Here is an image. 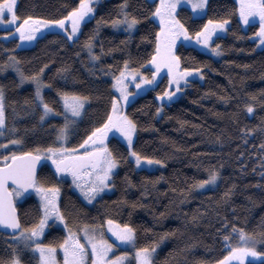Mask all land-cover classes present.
<instances>
[{
  "label": "trees",
  "instance_id": "trees-1",
  "mask_svg": "<svg viewBox=\"0 0 264 264\" xmlns=\"http://www.w3.org/2000/svg\"><path fill=\"white\" fill-rule=\"evenodd\" d=\"M127 2L130 16L138 19L132 33L115 31L110 23L123 16V0H96L94 13L82 23L78 39L69 40L53 31L39 36L34 45L20 48L16 37L4 34L12 29L0 28V86L5 109L0 145H7L0 148V155L34 151L37 146L57 147L64 123L56 113L40 119L43 110L33 87L21 86L7 69L10 57H16L25 76L47 65L43 79L51 87H45L43 95L57 113L63 110L58 89L89 97L71 133L70 146L82 142L106 119L114 96L110 77L119 74L125 60L133 70L150 76L149 64L159 31L152 15L157 3ZM78 4L79 0H18L20 15L47 19H59ZM177 12L193 34L209 19H228L229 26L214 38L213 46L220 45L218 58L190 45H177L181 68H199L202 80H187L178 96L159 102L158 94L168 88L164 75L125 108L137 125L135 150L164 163L155 170L136 168L124 143L111 136L108 145L119 161L113 187L92 204L46 163L40 165L38 179L46 187L60 188L61 209L74 229L85 224L103 226L108 218L131 224L136 229V248L155 247L153 264H214L230 250L224 241L226 235L231 246H240L234 226L244 229L255 239L257 251L264 252V48L258 49L251 39L258 25L242 28L235 0H208L207 14L199 19H194L185 6ZM89 37L99 60L92 59L88 52ZM61 68L67 71L59 72ZM247 104L254 106L252 113L247 111ZM16 139L22 143H8ZM213 170L219 173L215 183L194 187ZM16 201L21 224L30 228L38 223V199L28 194ZM12 235L14 232H0V262L19 253L22 264H36L37 257L12 242ZM64 237L62 228L51 226L42 243H60ZM245 264H264V260Z\"/></svg>",
  "mask_w": 264,
  "mask_h": 264
},
{
  "label": "snow or ice",
  "instance_id": "snow-or-ice-1",
  "mask_svg": "<svg viewBox=\"0 0 264 264\" xmlns=\"http://www.w3.org/2000/svg\"><path fill=\"white\" fill-rule=\"evenodd\" d=\"M94 0H79L77 7H73L66 15L59 19H47L36 15H20L18 0H0V23L12 28L11 32H5V36L18 37L20 42L33 41L37 38L38 33L43 29L56 28L62 29L67 38L78 39V33L81 31L80 25L86 17L94 13ZM156 3V0H152ZM190 5L193 12V18L199 19L206 15L208 0H159L156 4L153 17L159 19V32L155 36V51L151 56V65H155V72L152 73V79L149 80L143 73L139 75L130 67L129 60L124 61L123 68L120 69L119 75H113V88L118 89V95L111 98V107L106 119L85 136L82 142L73 148H68L61 144L59 147L48 146L29 151L10 152L8 155H0V226L13 230L18 238L16 243L23 244L25 249L31 248L33 254L38 252L39 264H123L124 258L129 253H121L119 256L110 255L112 250L117 247L104 235L103 231L97 232V229L91 228L85 224L81 229L74 230L70 226L59 202L60 188L56 185L44 186L40 183L37 176V165L43 164L50 159L55 166L57 173H71L73 182L80 188V191L88 200H94L98 193L103 192L106 188L113 187L115 169L119 161L117 160L112 149L108 145L109 133L121 134L126 138L127 145L130 149V156L134 158L137 167L147 163L163 164L164 161L152 156L142 155L133 147V136L136 132L137 125L131 116L127 114L125 108L131 103L130 97L133 95L128 91L129 83H135L137 89L141 85L154 84L155 77L160 73L162 68L167 70V75L171 78L169 85L175 84L179 89L180 81L187 83V77L192 73H199V68H181V58L177 55V42L195 41L198 45H203L217 54L220 53V45H214L213 37H219V30H226L229 26L228 19L212 20L196 31L194 34L180 20L177 12L178 5ZM128 2L123 0L121 12L123 16H117L110 23L116 27L121 24L128 29H133L138 19L136 16H130L127 11ZM239 19L245 25L251 24L259 18V31L257 37L264 44V0H239ZM71 25L69 28L68 25ZM92 37L88 38L86 46L91 53L92 59L99 60V56L93 51L94 44ZM17 47H20L17 44ZM13 66L16 63V57L12 56ZM47 65H44L38 72L25 76L23 71L17 67L20 73L21 83L24 81L34 82L35 95L40 104H42L43 114L40 119L43 121L52 113H56L64 120L59 129L58 140H66L69 128L75 124L77 118L82 117L85 104L89 97L83 96L75 91H66L58 89L59 99L62 103V111L57 113V109L46 102L43 95L45 87H51L43 79V73ZM2 70V69H0ZM59 72H66V68H61ZM131 76V80L127 77ZM143 77V78H141ZM138 94V93H137ZM161 97L173 96L171 91L158 94ZM247 111L252 113L254 106L246 105ZM156 111L159 113L160 108ZM5 125L4 109V91L0 86V126ZM247 131H251L248 129ZM9 144L19 145L21 140L8 141ZM0 148H7L6 144L0 145ZM219 173L210 171L207 179L198 181L194 187L203 188L205 185L215 183ZM86 178V179H85ZM11 182V185L10 183ZM30 189H34L40 196L41 207L43 209L38 223L30 228L21 224L20 214L17 209L15 197H22L28 194ZM226 195H228L226 193ZM136 205H133L135 207ZM164 215V213H161ZM50 218L63 222V227L67 229V235L60 243H42L39 238L44 235L45 226L49 223ZM108 229L119 242H132L136 239V229L131 224H121L112 218L107 219ZM81 232L83 239L81 238ZM233 233L239 234L240 246H231L230 237L225 236L224 241L229 245L230 250L222 259L216 261V264H230V261L243 262L251 254L253 257L264 256V252L257 251L254 246L256 241L253 237L245 233L244 229L233 227ZM169 235L164 233V236ZM161 237V240L164 239ZM252 245V246H249ZM58 249L63 250L62 260L58 259ZM155 247L135 248V258L137 264H153V254ZM0 264H22L19 253H16L8 261Z\"/></svg>",
  "mask_w": 264,
  "mask_h": 264
},
{
  "label": "rangeland",
  "instance_id": "rangeland-1",
  "mask_svg": "<svg viewBox=\"0 0 264 264\" xmlns=\"http://www.w3.org/2000/svg\"><path fill=\"white\" fill-rule=\"evenodd\" d=\"M95 1H96V0H94V2H95ZM149 1H152V0H149ZM235 1H236V3H237L238 8H239V0H235ZM94 2H93V3H94ZM156 3L158 4V3H159V0H156ZM181 6H185V7L189 8L190 11H191V13H192V15H193V12H192V10H191L190 5H187V4H183V3H182L181 5H178L177 10H178V8L181 7ZM91 16H92V14H90V17H91ZM90 17H86L84 21H86V20L89 19ZM238 17H239V13H238ZM153 19L155 20V22H156V23L158 24V26H159V19L156 18V17H153ZM84 21H83L82 23H84ZM239 21H240L241 26H242L243 29H246V28L248 27L249 24L245 25V24L243 23V21L240 20V19H239ZM82 23H81V25H82ZM253 23H256V24L258 25V29H257V32H256V33H258V31H259V18L257 17V18H256V21L253 22ZM253 23H251V24H253ZM81 25H80V27H81ZM68 27L70 28L71 25L69 24ZM0 28L12 29L10 26L5 25V24H3V23H0ZM112 28H113V30H115V31H125V32L132 33V32L135 31L136 26H135L133 29H128L125 25L121 24V25L116 26V27H114V26L112 25ZM53 31H54V32H61L62 34H65V35H66V33H65L62 29H59L58 27H56V28H49V29H43V30H41V32L38 33L37 38H38L39 36L43 35L44 33H47V32H53ZM217 31L219 32V36L223 35V34L226 32V30H219V29H218ZM158 32H159V31H158ZM256 33L252 35L251 39H253V40L256 41V47H257L258 49L264 48V44L261 43V40L257 37ZM78 34H79V33H78ZM78 34H77V35H78ZM66 36H67V35H66ZM16 38H17V40H18V44L20 45V48H23V47H30V46L34 45V43H35V41H36V39H37V38H36V39L33 40V41L20 42L19 39H18V37H16ZM214 38H215V36L213 37V39H214ZM69 40H70V39H69ZM72 40H73V39H72ZM180 43L185 44V45L193 46V47H195V48H197V49H199V50H201V51H203V52H206V53L212 55V56L215 57V58L220 57V53L217 54V53H215V52H212L211 49H209V48H207V47H205V46H203V45H198V44H196L195 41H189V42L178 41V42H177V45L180 44ZM149 66H151V67H150V68H151V74H150V76H147L146 74H144V73H143L142 71H140V70H135V71L137 72L138 75H139L140 73H143V76H146L149 80H151V79H152V73L155 72V65H151V63H150ZM17 67H19L18 64H17V62L15 63V66H13V61L9 58V60H8V62H7V69H9L10 71H12V72L16 75V77H17L18 81L20 82V85H21V86H24V85H31V86L33 87V89H34V93H35V88H36V86H35L34 82H32V81H27V80H26V81H24V83H21V77H20V73L17 71ZM200 72H201V70H200ZM117 75H119V74H117ZM164 75H166V76L168 77V88H167V91H171V92L173 93V96H172L171 98H169V97H166V96H165V97H161L160 95H158V96H157L158 101L161 102V100H164V101H166V102H169L170 100H172V99H174L176 96H178V95L180 94V92L182 91V90H180V88H181V86L184 84L185 81H183V80L180 81L179 89H177V87L175 86V84H172V85L170 86V85H169V80H170L171 78L167 75V70L164 69V68H162V69L160 70V73L157 74V76L155 77V81H156V82H155L154 84H152V85H147V86H146V85H141V89H137V88L135 87V83H137L138 81H134V82H132V83H129V85H128V91H129L130 93L133 94V95L130 97L131 101H132L134 98H136L138 95L144 93V92H145L147 89H149L150 87L154 86V85H155V84L161 79V77L164 76ZM110 78H111V80H112V89H113L114 95H118L119 90L113 88L114 78H113V76H111ZM141 78H143V77H141ZM202 78H203V77H201V75H200L199 73H192V74L189 75L186 79H187V80H189V79H201V80H202ZM127 79H128V80H131L132 78H131V76H129V77H127ZM44 89H45V88H44ZM44 89H43V90H44ZM137 93H138V94H137ZM35 99H36V102L38 103V105H39V106L41 107V109L43 110V108H42V104H40V102L38 101V98L36 97V95H35ZM61 104H62V103H61ZM86 104H87V102H86ZM86 104H85V106H86ZM83 112H84V111H83ZM52 116H56V114H55V113H52V114H50L48 117H52ZM82 116H83V115H82ZM48 117H45V118H48ZM81 118H82V117L77 118L75 124L72 125V126L69 128V132H68V136H67V139H66V140H58V139H57V141H58V146H57V147L61 146V144H63L64 146H66V147H68V148H73V147H75V146H70V145H68V142H69V140H70L71 133H72V131H73V129H74V126L80 121ZM2 128H3V126H0V133H1V131H2ZM111 136H117V137H118V138L124 143V145L127 147L128 155H129L130 159H131V160L133 161V163H134V158H132V157L130 156V149H129L128 145H127L126 138H124L121 134H113V133H109V137H108V139H109ZM134 137H135V134H134V136H133V141H134ZM43 163L48 164V165L52 168V170L55 172V174L57 175V177L68 180V181L70 182V184H71V187H72L73 191H75V192H76V193H77V194H78V195H79V196H80V197H81L86 203H88V204H92L97 198H99V197L102 196L103 194H106V193H108V192L111 191V188H106L103 192L98 193V194L96 195V197H95L94 200H91V201H90V200H88V199L85 197V195L80 191V188L77 187V185L73 182V177H72L71 173H57V172L55 171V166L52 164V162H51L50 159L45 160ZM134 165H135V163H134ZM117 166H118V165H117ZM159 166H160V164H152V165H149V164H147V163L142 164V166H140V167H137V166L135 165V167L138 168V169H147V170H155V169H157ZM116 169H117V168H116ZM116 169H115L114 171H116ZM85 179H86V178H85ZM28 194H32V195H34V196L38 199L39 204H40V207H41L40 196L36 193V191H35L34 189H30V190L28 191ZM28 194H27V195H28ZM23 197H24V196H22V197H15L14 199L18 200V199H21V198H23ZM42 212H43V209H42V207H41V215H42ZM51 226H55V227H60V228H62V229L64 230L65 236L67 235V229L63 227V222L58 221V220H54V219L50 218L49 223L45 226V232H46ZM82 227H83V226H80V227H78V228H76V229L73 228V229H74V230H79V229H81ZM90 227H91V228H95V229H97V232L103 231L105 237H106L107 239H109L112 243H114V244L117 245V247L114 248V249L112 250V253H110V255L119 256L121 253H129V255L126 256V257L124 258L123 264H137V261H136L135 255H134V252H135V248H136V247H135V246L133 247V243H132V242H119V241H117L116 237H115V236L112 234V232L108 229L107 221L104 223L103 226H90ZM45 232H44V234H45ZM43 236H44V235H43ZM43 236L39 238V242H42ZM81 238L83 239V234H82V232H81ZM17 239H18V238L15 236V234L12 235V236L10 237V240H11L12 242H14V243H16ZM16 245L21 246L24 250H27V251H29L31 254H33V250H32L31 248L25 249L24 246H23V244H17V243H16ZM33 255H34V254H33ZM35 256L37 257V262H36V264H39V255H38V252L35 254ZM57 256H58V259L62 260V258H63V250H62V249H58ZM260 260H264V256L253 257V256H251V254H249V255L245 258V260H244L243 262H240V261H230V264H245V262H247V261H260ZM214 264H216V263H214Z\"/></svg>",
  "mask_w": 264,
  "mask_h": 264
},
{
  "label": "water",
  "instance_id": "water-1",
  "mask_svg": "<svg viewBox=\"0 0 264 264\" xmlns=\"http://www.w3.org/2000/svg\"><path fill=\"white\" fill-rule=\"evenodd\" d=\"M39 167H40V164L37 165V172H38ZM9 183L11 185V182H9ZM0 232L4 233V234H11L13 232V230L10 228L6 229L4 226H0Z\"/></svg>",
  "mask_w": 264,
  "mask_h": 264
},
{
  "label": "bare ground",
  "instance_id": "bare-ground-1",
  "mask_svg": "<svg viewBox=\"0 0 264 264\" xmlns=\"http://www.w3.org/2000/svg\"><path fill=\"white\" fill-rule=\"evenodd\" d=\"M41 165V164H40ZM13 233V232H12Z\"/></svg>",
  "mask_w": 264,
  "mask_h": 264
}]
</instances>
